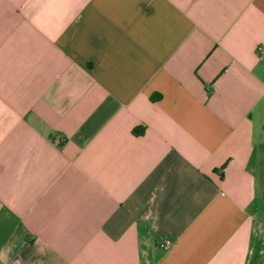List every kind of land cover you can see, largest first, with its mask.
<instances>
[{
  "label": "crops",
  "instance_id": "1",
  "mask_svg": "<svg viewBox=\"0 0 264 264\" xmlns=\"http://www.w3.org/2000/svg\"><path fill=\"white\" fill-rule=\"evenodd\" d=\"M264 0H0V264H264Z\"/></svg>",
  "mask_w": 264,
  "mask_h": 264
},
{
  "label": "built area",
  "instance_id": "2",
  "mask_svg": "<svg viewBox=\"0 0 264 264\" xmlns=\"http://www.w3.org/2000/svg\"><path fill=\"white\" fill-rule=\"evenodd\" d=\"M256 54L258 55V57H263L264 56V47L263 46H256Z\"/></svg>",
  "mask_w": 264,
  "mask_h": 264
}]
</instances>
